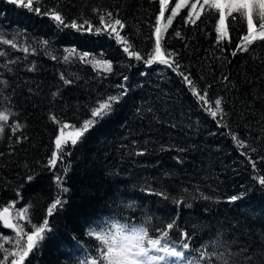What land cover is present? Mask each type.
<instances>
[{"label": "trees", "instance_id": "1", "mask_svg": "<svg viewBox=\"0 0 264 264\" xmlns=\"http://www.w3.org/2000/svg\"><path fill=\"white\" fill-rule=\"evenodd\" d=\"M33 3L42 12L58 10L66 22L88 19L95 26L99 14L111 11L125 23L121 34L133 49L144 58L153 49L149 37L158 0ZM188 10L174 19L164 47L178 53L181 70L191 73L198 91L207 89L213 106L215 99H222L227 115L222 121L217 117L221 126L170 69L129 60L107 35L57 28L48 16L0 0V111L11 113L0 134V211L16 201L10 213L27 207V219L39 225L55 199L67 200L49 218L53 230L25 264H85L98 255L99 247L88 233L107 231L117 221L147 222L150 236L166 230L174 242L186 232V251L196 249L203 264H264V189L259 185L264 177V41L233 57L231 52L246 34V22L233 26L229 18L231 43L226 40L218 47L216 15L209 19L205 8L196 26L185 25L182 18ZM5 40L18 47L13 49ZM72 48L76 55L65 62ZM85 52L88 59L111 61L112 73L80 62ZM61 74L72 83L65 84ZM125 76L128 94L70 156L50 169L48 160L62 124L70 125L65 133L82 127L92 119L93 108L122 92L118 85ZM17 122L21 127L13 134L11 126ZM232 135L245 146H238ZM56 175L63 177L67 193L60 191ZM28 176L33 179L28 181ZM233 195L240 199L229 203ZM168 223H173L172 229H167ZM14 237L0 222V243L11 249ZM3 255L0 250V261Z\"/></svg>", "mask_w": 264, "mask_h": 264}, {"label": "snow or ice", "instance_id": "2", "mask_svg": "<svg viewBox=\"0 0 264 264\" xmlns=\"http://www.w3.org/2000/svg\"><path fill=\"white\" fill-rule=\"evenodd\" d=\"M6 3L14 5L18 8H26L28 11L34 12L37 15L48 16L52 20L57 28H68L75 32L87 33L90 35H107L109 39H114L115 42L121 46V50L124 54H127L129 60L134 59L136 62H141L145 67H151L155 64L164 66L170 69L175 75L182 78V83L190 91L191 95L197 99V102L204 106V111L210 115L213 121H217V117H223L227 115L222 107V99L217 98L214 100V106L210 103L207 89L203 92L198 91L196 84L194 83L191 73H185L181 70V65L176 59L178 53L168 51L164 47L165 34L172 26L174 19L180 14L182 9H189L186 13V17L182 18L183 23L193 26L197 25V21H201V16L205 12V8L208 10V18L212 15H216V21L214 24L215 42L219 47L222 42L230 39V26L229 18H231L232 25L235 26L237 22L244 25L246 22V34L240 38V43L231 52V55L235 57L240 51H248V46L252 45L256 41H264V0H175L174 6L169 8L172 0H158V13L155 16V23L153 31L151 32L150 39H153L154 46L152 51L147 55V58L141 54V52L133 49L127 35H122V31L125 28V23L114 16L111 11L98 15L99 26L92 24L91 20L81 19L78 22L73 19L70 23L66 22L64 16L58 10L45 9L41 11L39 5L34 6L33 0H6ZM166 13H169L166 16ZM175 31V36L180 37L181 33L178 30ZM5 44H10L13 49H16L18 45L11 40H5ZM47 44V41L44 42ZM223 50V49H221ZM24 53H28L27 47L23 48ZM66 51H68L66 49ZM76 55V49L72 48L69 54L64 57V61H69L71 56ZM89 53L85 52L79 55L78 59L82 63H88L92 65L93 70H102L104 73H112L113 63L103 59H88ZM55 59V57H52ZM32 70V69H29ZM141 75L146 73L141 72ZM61 79L65 84L72 83L71 80L65 79L61 74ZM228 77L225 76L224 80L227 81ZM128 77L123 78V83L118 85L122 89L119 95H113L108 97L107 101L100 102L98 107L91 110L92 119H88L83 122L82 127H77L75 130L65 133V129L70 127L69 123H63L58 129V134L54 139V151L48 160V167L55 169L58 161H63L65 156L71 155L72 148L77 146L78 142H83L82 138L88 133L92 127L98 122L102 121L106 116L111 114L114 110V103H119L123 96L128 94L127 87ZM210 88L211 85H208ZM57 93H53L55 97ZM151 111V109H149ZM9 114H5L4 111H0V134L4 132V129L9 120ZM53 121H56L55 117H52ZM221 121H217V126H221ZM21 125L17 122L14 126H11V131L14 134ZM238 146L244 147L245 145L236 135L231 137ZM21 138H17L19 142ZM69 142L72 146L69 148ZM183 151V149H181ZM252 151H256L255 148ZM143 152H138L137 155H143ZM246 155V153H240ZM178 162L179 159H178ZM252 166L255 169L256 164L252 162ZM28 181L33 179L32 176L27 177ZM56 183L60 188V191L67 193L69 189L63 187V177L56 175ZM259 185L264 189V177L259 178ZM20 196V193H17ZM240 199V196L233 195L228 198L229 203L236 202ZM16 201H13L9 206L3 207L0 211V222L6 229H11L15 233V237L11 239V249L5 248L3 243H0V250L4 255L0 264H25L30 255L41 247V242L46 239V234L53 229L50 226V219L54 215V211L63 209L67 200L61 198L55 199L53 203L47 208L46 217L43 218L42 223L39 225L32 223L28 220L26 214L29 209L24 207L15 214L10 213V207L14 206ZM24 221L25 224L19 223ZM26 225H30V230L26 231ZM173 223L167 224V229L173 228ZM160 234L158 237L153 238L150 236V229L147 226V222L136 225L115 222L109 226L107 231L93 229L88 234L94 236L99 242L97 248L98 255L94 256L90 261H86L85 264H203L199 255H196V249L186 251L190 248V244L185 242L188 238L187 233H182V239L180 241H172L168 231L157 230ZM8 238L6 237L5 240ZM219 246V245H217ZM205 254V253H202ZM206 255V254H205ZM219 258V254H217ZM11 258V259H10Z\"/></svg>", "mask_w": 264, "mask_h": 264}, {"label": "water", "instance_id": "3", "mask_svg": "<svg viewBox=\"0 0 264 264\" xmlns=\"http://www.w3.org/2000/svg\"><path fill=\"white\" fill-rule=\"evenodd\" d=\"M2 223V222H1ZM11 230V229H10Z\"/></svg>", "mask_w": 264, "mask_h": 264}, {"label": "rangeland", "instance_id": "4", "mask_svg": "<svg viewBox=\"0 0 264 264\" xmlns=\"http://www.w3.org/2000/svg\"><path fill=\"white\" fill-rule=\"evenodd\" d=\"M67 133V132H66Z\"/></svg>", "mask_w": 264, "mask_h": 264}]
</instances>
